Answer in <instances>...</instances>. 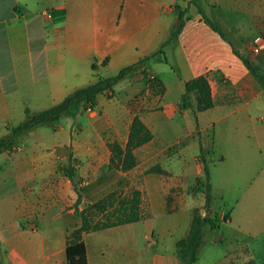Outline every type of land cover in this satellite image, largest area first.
I'll return each instance as SVG.
<instances>
[{
	"label": "crops",
	"instance_id": "crops-1",
	"mask_svg": "<svg viewBox=\"0 0 264 264\" xmlns=\"http://www.w3.org/2000/svg\"><path fill=\"white\" fill-rule=\"evenodd\" d=\"M189 2L0 0V41L3 32L10 34L6 77L0 58V121L9 118V96H18L22 89L26 99L33 95L37 102L45 100L55 105L96 75L110 76V72L152 56L177 26L176 7L186 9L180 34L163 48V56L151 57L147 63L148 76L160 82L163 93L156 97L146 80L129 77L114 87L111 99L98 96L90 113L106 116L110 130L125 135L123 145L134 116L141 119L155 139L159 137L163 146L180 145L191 138L193 142L179 150L181 160L177 166L185 167L192 160L197 163L193 176H188L192 184L202 175L197 161L201 143L209 158L210 210L213 201H219L223 207L218 215L211 211V216L221 221L229 216L211 244L223 239L234 245L209 264H246L250 260L264 264V87L236 55L249 60L264 74V0ZM256 40H261L263 47L253 54ZM93 60L97 66L94 72ZM105 60L107 63L102 66ZM199 76L205 77L210 86L213 107L197 113L195 121L193 112L180 110L179 104L184 83ZM139 94L142 97L138 111L130 115L127 106ZM191 105L194 109V95ZM205 131L211 133L210 144L206 146L202 138ZM70 137L63 143H46L35 153L11 160L3 177L8 175L14 183L55 181L58 176L54 152L69 147ZM188 177L182 175L168 181L159 174L148 176L144 186L151 216H167L168 195L179 189L185 191ZM174 199L170 209L183 214L187 208L186 195ZM189 210L192 219L196 208ZM124 226L82 235L87 264L138 261L137 250L131 249L138 241L136 231H126ZM148 227L156 230L150 222ZM167 227L163 230L168 232ZM170 228L180 226L175 223ZM1 234L8 245L4 248L0 237V252L9 264H65V234L56 241L45 236L27 244L19 242L18 233L11 228ZM203 245L204 231L201 249ZM195 264H199V258Z\"/></svg>",
	"mask_w": 264,
	"mask_h": 264
},
{
	"label": "rangeland",
	"instance_id": "rangeland-1",
	"mask_svg": "<svg viewBox=\"0 0 264 264\" xmlns=\"http://www.w3.org/2000/svg\"><path fill=\"white\" fill-rule=\"evenodd\" d=\"M2 34L0 58L2 57V73L6 77V74H9L10 65L7 60L9 57L7 51L9 39L7 36H10V34L7 32ZM116 73L110 72L108 75L113 76ZM93 81L94 79L90 83L84 82L83 86H79L76 89L85 87L93 83ZM146 83L148 84V82ZM159 89L157 87L156 89L155 87L154 89L152 88V93L156 94L154 96L158 97L160 95ZM22 90L19 95L23 96V99H20L19 95L9 96V101L11 102H9L10 114L7 121H0V137L5 135L8 126L14 127L23 121L24 107H28L32 112H38L53 105L45 100L37 102L33 95L26 99V93L24 89ZM141 97L142 94L137 95L128 104L127 108L130 111V115H135L138 111ZM90 112L87 111L76 118L63 117L54 126L45 125L38 127L22 136L18 143L19 153L15 150L0 155V237L4 248L8 244L2 238L1 233H4L6 228H11L18 233L19 242L30 243L45 236L56 241L62 234H65L66 240L67 235L79 224V220L73 215L72 210L76 194L70 186L68 178L61 172L62 168L66 167L67 157L71 152L74 158L77 183L82 196V201L78 208L87 210L92 204L102 199L110 198L111 207L106 212L101 214L96 210H92L89 215L94 222L98 220L114 222L116 217L119 216L114 213L119 208V204L130 200L133 191H140L141 219L136 224L124 226V230L136 231L137 234L138 241L136 246L131 249L137 250L136 260L138 261H132L133 263L131 262V264H175L177 261L175 243L186 232L188 222L191 219V211L189 209L196 208V211L204 214L202 207L203 196L196 192L195 180L192 184L191 178L188 177L193 176L195 173L197 163L192 160L185 167L177 166L181 160L179 150L188 147L189 143L193 142L192 139L189 138L180 145L163 146L160 144L159 137L155 139L153 135L154 139L152 138L148 144L134 151L136 166L133 169L124 173L108 171L109 151L107 144L115 141L123 147L122 139L125 135L113 133L109 128L106 116L98 112ZM58 128H61V130H58ZM68 135L71 136L69 147L66 145L54 152L55 173L58 176L55 181L41 184L36 183V181L14 183L10 177H7L8 175L3 177V173L10 169L11 160H15V158L22 159L24 156L35 153L40 148H43L46 143H63V141L67 140ZM202 138L205 146L209 145L211 133L209 131L202 132ZM215 152L217 153L218 151ZM205 157L207 162H209L206 154ZM155 166H158L163 171L161 175L168 181L171 179L175 180L182 175L186 178L188 177L185 185L189 186L185 191L179 189L178 192L168 195L171 202L174 198L176 200L183 194L186 195L187 208L183 214L179 215L176 212H172L165 217L151 216L150 199L146 195L144 182L151 175L145 174V171ZM211 206L210 211L217 215L223 210L219 201H213ZM170 208L172 209L171 205ZM149 222L151 226L154 225L156 227L155 231L148 227ZM171 223L179 224L180 228L171 230ZM164 226H169L167 227L168 232L163 230ZM223 226L224 222H221L220 228ZM33 227L35 228L32 231ZM217 232H212L207 227L204 229V245L198 254L199 264H209L211 261L223 257L226 252L234 247L231 242L223 239L221 242L215 243V245L211 244L213 238L215 240L218 238ZM143 233H145L144 239ZM7 239L9 238L7 237ZM132 258L133 253H131ZM0 261L3 264H9L6 256L3 258L2 252H0Z\"/></svg>",
	"mask_w": 264,
	"mask_h": 264
},
{
	"label": "trees",
	"instance_id": "trees-1",
	"mask_svg": "<svg viewBox=\"0 0 264 264\" xmlns=\"http://www.w3.org/2000/svg\"><path fill=\"white\" fill-rule=\"evenodd\" d=\"M193 0H190V4ZM186 9L176 7L178 23L175 29L171 32L166 42L161 48L152 56L139 59L136 63L125 66L117 71L113 76L96 75L93 83L76 89L68 94L61 102L51 106L48 109L32 112L28 107H24V119L14 127H7L5 135L0 137V155L3 153H10L18 150V143L22 136L31 132L32 130L45 126L56 125L63 117L76 118L87 111H93L96 107V100L98 96H105L108 99L113 97V89L121 81L129 77H140L148 82L151 88L159 89L160 95L163 93V87L160 82L148 76L147 63L151 57L163 56V48L174 41L184 26V16ZM206 23L208 21L205 19ZM214 30L216 28L208 23ZM244 63L245 67L250 73L257 78L264 87V74L261 73L249 60L236 54ZM96 60H93L91 70H96ZM107 60L102 66H105ZM191 95L195 96V107L191 105ZM213 107L211 97V89L205 77L199 76L184 83V93L181 97L179 109L191 110L193 112L195 121L196 114L205 112ZM199 136V135H198ZM153 138L151 131L141 121L138 116H134L131 120L127 141L122 147L117 142H110L107 144L110 153L108 161V171L127 172L136 166V158L134 151L146 144ZM71 150V149H69ZM197 161L202 169V175L195 179V189L198 194L204 198L203 210L204 214L194 210L192 219L189 225L188 232L175 243V255L178 264H195L198 259V254L203 243V231L207 227L211 231H217L221 222H226L229 216H225L223 220L217 217H211L210 204L212 200L211 195V180L210 167L205 157V151L200 143L199 155ZM61 172L68 178L73 191L76 194L75 202L72 206L73 215L78 218L79 224L67 235L66 249H65V264H87L86 247L82 239L83 234L99 232L108 228L117 227L121 225L137 223L141 219L140 213V197L141 192L135 190L132 192L130 200L119 204L116 212L119 216L116 221H93L89 213L96 210L103 214L111 207L110 198L102 199L87 208V210H79L78 206L81 204L82 196L80 194V187L77 183L76 169L74 167L73 154L70 152L67 157V165L63 167ZM145 174H163V171L158 167L149 168ZM167 213H172L170 209L171 199L169 196L166 199ZM2 264V263H0ZM246 264H256L255 261L250 260Z\"/></svg>",
	"mask_w": 264,
	"mask_h": 264
},
{
	"label": "built area",
	"instance_id": "built-area-1",
	"mask_svg": "<svg viewBox=\"0 0 264 264\" xmlns=\"http://www.w3.org/2000/svg\"><path fill=\"white\" fill-rule=\"evenodd\" d=\"M262 47H263V43H262V41H261V40H256V41H255V45H254V47H253V49H252V53H253V54L258 53ZM34 228H35V227L32 228V231H33Z\"/></svg>",
	"mask_w": 264,
	"mask_h": 264
}]
</instances>
